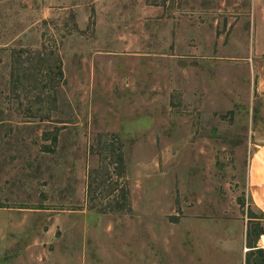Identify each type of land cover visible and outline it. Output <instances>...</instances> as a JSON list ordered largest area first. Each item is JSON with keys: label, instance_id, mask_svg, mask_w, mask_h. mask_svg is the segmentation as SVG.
Returning <instances> with one entry per match:
<instances>
[{"label": "rangeland", "instance_id": "374dc122", "mask_svg": "<svg viewBox=\"0 0 264 264\" xmlns=\"http://www.w3.org/2000/svg\"><path fill=\"white\" fill-rule=\"evenodd\" d=\"M251 30L252 0H0V264H262Z\"/></svg>", "mask_w": 264, "mask_h": 264}, {"label": "crops", "instance_id": "0c3cea01", "mask_svg": "<svg viewBox=\"0 0 264 264\" xmlns=\"http://www.w3.org/2000/svg\"><path fill=\"white\" fill-rule=\"evenodd\" d=\"M253 90L261 101L264 111V0H252L251 30ZM249 61V59H248ZM258 134L253 143L248 172V194L253 208L264 215V118L256 122ZM264 220V219H263ZM264 234L256 240L258 249L264 250Z\"/></svg>", "mask_w": 264, "mask_h": 264}, {"label": "trees", "instance_id": "16d2710c", "mask_svg": "<svg viewBox=\"0 0 264 264\" xmlns=\"http://www.w3.org/2000/svg\"><path fill=\"white\" fill-rule=\"evenodd\" d=\"M260 234H259V237L261 236V235H263L264 234V230L263 229H260V232H259ZM258 239V238H257ZM250 248V250H249V254H259L260 256H261V258H262V264H264V250L263 249H258L257 248V246H256V241L254 242V245L253 246H251V247H249ZM248 254V255H249Z\"/></svg>", "mask_w": 264, "mask_h": 264}]
</instances>
